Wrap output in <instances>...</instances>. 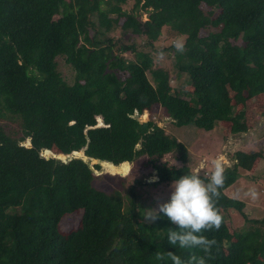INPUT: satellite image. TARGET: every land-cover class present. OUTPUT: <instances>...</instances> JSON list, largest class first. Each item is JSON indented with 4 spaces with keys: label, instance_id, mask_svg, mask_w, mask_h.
Instances as JSON below:
<instances>
[{
    "label": "trees",
    "instance_id": "1",
    "mask_svg": "<svg viewBox=\"0 0 264 264\" xmlns=\"http://www.w3.org/2000/svg\"><path fill=\"white\" fill-rule=\"evenodd\" d=\"M126 1L0 0V122L18 119L21 127L15 138L0 125V264H124L132 247L140 264H171L167 251L185 261L203 256L205 264H264V218L246 219L251 228L233 233L225 218L230 210L245 217L243 202L225 190L250 172L256 154L236 151L224 169L215 198L221 223L202 233L214 241L207 254L169 245L172 225L159 210L142 221L135 190L193 173L186 147L140 121L144 111L158 106L202 132L220 122L233 134L248 131L235 106L264 95V0H133L130 11L121 7ZM164 27L184 37L175 64L191 88L184 95L162 69L151 70L150 83L151 54L135 42L142 37L153 50ZM115 28L133 38L107 37ZM58 56L74 73L71 84L57 70ZM79 152L87 161L71 155ZM139 158L154 182L136 180L125 195L93 186L101 165L90 161L119 168ZM79 210V227L62 234L60 219Z\"/></svg>",
    "mask_w": 264,
    "mask_h": 264
},
{
    "label": "rangeland",
    "instance_id": "2",
    "mask_svg": "<svg viewBox=\"0 0 264 264\" xmlns=\"http://www.w3.org/2000/svg\"><path fill=\"white\" fill-rule=\"evenodd\" d=\"M132 6L133 0H127L124 4H121V7L126 11H130ZM140 16L142 21L146 20V14L141 13ZM92 20L96 23L95 16L92 17ZM122 21L120 20L119 23L121 24ZM106 36L116 40L122 39L123 42H128V38H133L131 35L124 36L119 28L106 33ZM183 41V36L175 34L168 27L162 29L161 36L153 43V50L144 47L142 37L135 39L137 44L141 43V48L138 47L139 50L151 54L153 67L147 71L150 83L154 85L151 70L162 69L168 72L169 84L172 90L180 92L181 95H184L187 89H191L186 85V76L180 74L175 65L176 57ZM124 57L129 61L135 60L132 53H126ZM56 63L57 70L62 78L68 84H71L74 73L70 66L65 63L64 58L61 56L56 58ZM184 98L188 100V97ZM240 109L245 111V122L248 126V131L242 134H233L229 122H220L213 131L202 132L191 124L192 119L176 121L171 115L163 113L158 106H154L139 115L138 113L134 114V116L138 115V118L143 122L148 120L154 122L168 136L180 141L187 149V165L190 166L194 174L200 177L203 175L208 177L210 175L212 171L211 161L213 159L220 160L225 169L234 162L233 155L236 151L247 149V151L257 155L250 172L241 171L237 181L225 190L227 196L243 202L242 213L246 217H243L236 210L228 211L225 218L230 233L240 232L244 229L249 230L251 224L246 219L262 220L264 218V95H261L256 100H251L245 107L241 105L235 106V111ZM97 123L102 125L100 119H97ZM0 125L12 137H20L21 127L18 119H8L0 122ZM81 153L79 152L78 155L74 156L83 157L80 156L82 155ZM67 159V156H63V159L60 160L67 161ZM83 159L87 161L86 158L83 157ZM173 159L171 155H166L162 161L172 164ZM97 163L102 167L100 166V171H95L99 178L96 177L94 179L93 186L106 192L120 189L122 194L125 195V191L131 185H136V180L143 181L152 177V169L141 158L137 159L133 164H127L119 168H108L98 161H90L89 165L92 167ZM118 173L128 175L125 178L113 177V175ZM169 185L162 184L155 187L135 186L136 194L139 197L140 219L142 221H151L152 218L146 217L155 215L158 212V205L167 201L170 192ZM80 218V210L64 215L58 224L59 231L62 234H68L76 230L80 225ZM261 259L264 261V254ZM122 260L124 264H140L134 247L124 253Z\"/></svg>",
    "mask_w": 264,
    "mask_h": 264
},
{
    "label": "clouds",
    "instance_id": "3",
    "mask_svg": "<svg viewBox=\"0 0 264 264\" xmlns=\"http://www.w3.org/2000/svg\"><path fill=\"white\" fill-rule=\"evenodd\" d=\"M211 164L212 171L207 180L193 173H183L173 178L169 185L167 201L158 205L159 213L172 225L165 228L164 237L172 247L199 248L207 254L214 243L202 233L218 228L221 223V216L215 207V198L224 180V168L218 159H213ZM156 179L154 176L150 177L149 182ZM146 218L155 219V215ZM165 254L171 264H205L203 256L192 255L185 261L172 251ZM157 255L159 256V253Z\"/></svg>",
    "mask_w": 264,
    "mask_h": 264
},
{
    "label": "bare ground",
    "instance_id": "4",
    "mask_svg": "<svg viewBox=\"0 0 264 264\" xmlns=\"http://www.w3.org/2000/svg\"><path fill=\"white\" fill-rule=\"evenodd\" d=\"M76 154L78 155L79 153H73V154H71V155L74 156V155H76ZM81 154H82V153H81ZM80 156H83V155H80ZM83 157H84V156H83ZM225 163H226V161H225Z\"/></svg>",
    "mask_w": 264,
    "mask_h": 264
},
{
    "label": "water",
    "instance_id": "5",
    "mask_svg": "<svg viewBox=\"0 0 264 264\" xmlns=\"http://www.w3.org/2000/svg\"><path fill=\"white\" fill-rule=\"evenodd\" d=\"M67 158L69 159L70 157L69 156H67ZM59 159V158H58Z\"/></svg>",
    "mask_w": 264,
    "mask_h": 264
}]
</instances>
